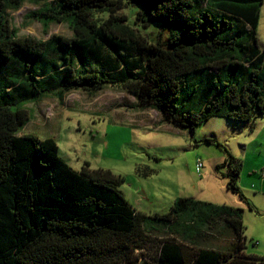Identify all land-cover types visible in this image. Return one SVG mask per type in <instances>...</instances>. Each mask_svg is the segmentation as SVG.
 I'll return each mask as SVG.
<instances>
[{"label": "trees", "instance_id": "trees-1", "mask_svg": "<svg viewBox=\"0 0 264 264\" xmlns=\"http://www.w3.org/2000/svg\"><path fill=\"white\" fill-rule=\"evenodd\" d=\"M132 1L146 22L170 26L168 48L116 14L121 0H0V264H264L242 252L241 208L181 198L166 214H146L120 190L124 178L88 165L75 171L54 139L19 133L26 104L108 87L191 133L212 118L264 116L256 36L264 0ZM27 2L40 6L29 18L44 32L65 24L72 36L20 37L9 13ZM222 149L226 190L251 209L238 185L242 162Z\"/></svg>", "mask_w": 264, "mask_h": 264}, {"label": "rangeland", "instance_id": "rangeland-1", "mask_svg": "<svg viewBox=\"0 0 264 264\" xmlns=\"http://www.w3.org/2000/svg\"><path fill=\"white\" fill-rule=\"evenodd\" d=\"M121 1L123 8L116 14L125 16L126 24L148 43L168 48L170 26L146 22L147 17L140 16L144 12L141 4ZM39 8L27 2L9 13L10 23L20 37L45 41L51 35L72 36L65 24H50L44 32L41 23L29 18ZM98 17L106 19L108 14ZM256 36L259 47L264 49V3ZM136 105L134 97L111 87L94 96L72 91L62 101L46 95L24 106L28 122L19 133L32 134L40 140L54 139L59 155L75 171L88 165L90 171H110L124 178L119 188L131 206L151 215L168 213L181 198L229 207H235V202L242 205L236 195L226 190L223 176L227 169L220 167L227 159L222 148L226 149L242 162L239 187L253 206L250 210L243 205L246 241L242 252L264 256V191L260 186L264 173V116L256 117L253 123L212 118L187 134L160 122L157 111ZM205 138L223 147L206 144ZM197 158L204 166L200 176L195 170ZM213 244L224 248L229 242L218 240Z\"/></svg>", "mask_w": 264, "mask_h": 264}, {"label": "crops", "instance_id": "crops-1", "mask_svg": "<svg viewBox=\"0 0 264 264\" xmlns=\"http://www.w3.org/2000/svg\"><path fill=\"white\" fill-rule=\"evenodd\" d=\"M263 3H264V2H263ZM161 118H162V117H161ZM160 122H163L162 119H161ZM163 123H164V122H163ZM165 124H166V123H165ZM168 125H169V124H168ZM184 132L187 133V134L189 133V131H186V130H185ZM262 181H263V182L261 183L260 186H261V190L264 191V179H262ZM225 183H226V182H225ZM238 185H239V180H238ZM240 189H241V188H240ZM241 191H242V190H241ZM249 192L252 193L253 191L249 190ZM242 193H243V192H242ZM250 193H249V194H250ZM254 194H255V193H253V195H254ZM243 195H244V194H243ZM245 198H246V197H245ZM246 199H247V198H246ZM247 201L249 202L248 199H247ZM250 204H251V203H250ZM243 205H244L247 209H250V208L247 207V205H246L244 202H242V205H240V206H239L238 204H236V202H235V204H234V206H235L236 208H241V209L243 210V212H244L245 207H244ZM250 206H251V209H250V210H252V209H253L252 204H251ZM243 217H244V215H243Z\"/></svg>", "mask_w": 264, "mask_h": 264}, {"label": "built area", "instance_id": "built-area-1", "mask_svg": "<svg viewBox=\"0 0 264 264\" xmlns=\"http://www.w3.org/2000/svg\"><path fill=\"white\" fill-rule=\"evenodd\" d=\"M203 161L199 158L196 160V165H195V170L196 173L200 176L201 175V170L203 169ZM262 179H264V173L261 175ZM257 245V243L255 244Z\"/></svg>", "mask_w": 264, "mask_h": 264}]
</instances>
